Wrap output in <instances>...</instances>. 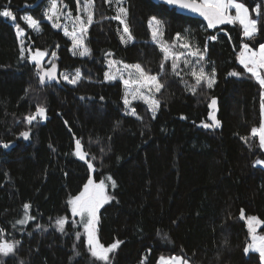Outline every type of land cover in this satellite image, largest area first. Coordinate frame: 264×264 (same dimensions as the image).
<instances>
[{
	"label": "trees",
	"instance_id": "16d2710c",
	"mask_svg": "<svg viewBox=\"0 0 264 264\" xmlns=\"http://www.w3.org/2000/svg\"><path fill=\"white\" fill-rule=\"evenodd\" d=\"M45 1L0 0V11L11 10L26 30L21 58L15 29L0 16V141L9 143L0 146V228L3 239L20 241L14 254L0 255V264H104L88 251L68 203L89 177L74 154L76 139L90 153L88 159L95 157L94 181L104 180L114 197L99 209L97 225L105 246L122 241L109 254L110 264H156L162 255L183 256L190 264H262L258 253L244 249L251 240L246 217L264 220V168L256 164L264 151L250 134L261 120L264 89L239 63L238 52L243 43L252 48L264 43V27L258 24L257 35L249 39L238 23L208 30L201 18L154 0H126L134 39L123 45L112 9L105 0H94L95 22L84 42L91 54L74 56L70 40L45 20ZM59 1L76 8V0ZM240 2L251 11L259 0ZM24 14L40 21L41 31L28 28ZM153 16L163 21L167 43L180 33L201 50L207 44L205 67L215 69L211 88L202 81L193 94L186 83L195 80L174 75L171 60L161 71L164 54L149 28ZM210 36L216 39L209 41ZM27 49L55 53L45 68L55 64L57 78L41 84L42 70L29 61ZM109 57L159 76L164 87L155 95L160 101L155 118L141 100L133 105L136 115L123 113L122 83L104 79ZM77 69L76 84L60 81V71ZM234 71L241 75L228 76ZM214 96L220 124L200 127ZM37 104L47 109L48 118L29 124L24 118ZM27 130L24 140L20 133ZM25 203L35 219L20 225L16 221L23 218ZM64 215L68 219L60 232L55 222ZM257 233L264 234V224Z\"/></svg>",
	"mask_w": 264,
	"mask_h": 264
},
{
	"label": "snow or ice",
	"instance_id": "6c2138e0",
	"mask_svg": "<svg viewBox=\"0 0 264 264\" xmlns=\"http://www.w3.org/2000/svg\"><path fill=\"white\" fill-rule=\"evenodd\" d=\"M106 3L112 4L113 0H105ZM114 2L119 6L117 8V14L111 19L117 20L123 25L121 40L122 42H131L134 37L132 36L127 17L128 9L123 7V0H114ZM162 3L168 5L178 6L182 9H187L192 12L198 13L207 21L208 28H216L217 25L224 24H236L238 23L242 26L243 36L246 38H253L257 35L258 24L264 27V0H259L255 4V7L249 9V7L240 2V0H161ZM64 7H67L66 5ZM94 0H76V11L77 15L73 16L71 11L64 13L66 17L72 21V30L69 31L67 26H64V34L69 36L73 43V49H79L80 56H88L91 54L90 49L86 47L84 41L89 27L95 22L94 21ZM235 11V14H232V11ZM84 13L80 15L79 13ZM61 11L58 5L57 0H51L50 8L44 13V16L47 20L52 21V26L55 28H61L62 25L57 22L60 19ZM253 15L255 18H253ZM0 16L11 18L13 21L16 20V17L13 15L11 10L5 9L0 11ZM22 19L26 22L27 26L34 31H41L40 24L41 22L34 19L30 15H25ZM149 28L151 29L152 40L159 44L161 51L164 54L163 62L161 63V71L164 70V62L171 60L172 61V72L174 75L179 76V62L183 60L185 65L192 64V61L188 59L189 56L197 57L196 64H199L200 67L196 70L193 67L190 75L195 79V84L188 86L189 90L195 94L197 88L201 85L202 81L207 83V86L211 88L215 83V69L213 68L211 73L205 71L203 66V61L205 60L207 53V44L203 50L199 47H196L195 50L189 51L187 55L184 52H175L173 51V45H168L166 42H163L164 35V26L163 21L157 19L155 16L151 17L149 20ZM17 35L22 36L24 34V29L20 27L19 24H16ZM118 31H120L118 29ZM186 32L188 30H185ZM181 34H176V40L181 39ZM209 41L215 40V36H210L207 38ZM21 58H24V53L26 49L23 47V41H21ZM184 49L192 48V45L189 43H184L180 45ZM31 52V49H27ZM47 53L37 49L34 53L31 54L30 59L36 63L37 67H41V60ZM76 54V51H73V55ZM55 56V53H52ZM110 55V53H109ZM239 63L243 65V68L247 73H250L261 85V88L264 89V44H260L258 49H253L250 47L249 43H243L238 56ZM117 63L116 61H109V67ZM56 65L52 64L49 69H42L38 73L39 82L44 84L46 80L55 79ZM124 68L128 71L129 79H123V76H120V79L123 80L125 85V95L123 98V103L126 107H130L132 100L142 99L146 104L149 105V108L152 112L153 118H155L156 112L160 107V101L155 98V93H159L164 87V84L160 82L158 75H150L147 73L140 64L128 65L125 64ZM119 71V69H117ZM232 76H240L239 72L229 73ZM63 79L70 84H76L81 79V72L79 69L76 70L75 74L71 77L69 75H63ZM106 80H116L117 76L111 74L110 72L105 73ZM131 96V100L128 98ZM217 104L216 98L211 99L210 108H215ZM261 120L259 126H254L251 129V135L253 137H258L259 146L264 148V91L261 92ZM47 109L40 104L36 105L34 113L29 114L24 119L27 123L31 124L37 119H46ZM131 115H136V111L132 108L129 112ZM210 119L213 121L212 124L205 123L203 126L205 128H210L219 125V121L216 120L214 112L209 113ZM142 119L141 117H137ZM20 136L24 139L29 138V132L24 131L20 133ZM242 139L247 142L246 137ZM0 146L3 148H8L9 143L0 141ZM103 151V150H102ZM74 154L79 157V159L84 160L87 163L89 169H94L92 160L95 159L94 156L91 159H88L90 153L83 150V145L80 139L75 140V152ZM256 164L264 165V160H257ZM111 181L113 187H115V181L112 180L111 176L107 178ZM106 183L104 180H100L98 183L95 182L91 177H89L88 182L84 184L83 189L74 197H72L68 203L71 206V213L73 216H79L80 222L83 224L84 234L86 236V244L88 246V251L91 253V256L96 260L104 262V264H110V253L114 252L119 245L122 243L120 240H116L114 243H111L105 246L100 242L97 235V225L99 222L98 211L101 206L107 203L109 200L114 199V197L109 196L106 192ZM31 205L25 203L23 205L24 216L22 219L16 221L17 224L24 225L30 220H34L35 217L30 216L28 210ZM241 218H245L244 210H241ZM67 217H60L56 220V227L60 232L65 231V224L67 223ZM247 225L249 229V235L251 236V242L245 247V253L250 250L259 252L262 264H264V235L257 234V227L264 224V220H260L256 216H248ZM15 227V225H13ZM37 228L42 227L37 224ZM5 230L0 228V255L8 256L9 254H14L17 246L20 241H9L2 238V234ZM80 233H76V239H80ZM164 238H167V235H164ZM74 249L76 245H73ZM79 255V253H76ZM21 264L23 262L21 261ZM158 264H190L189 260L183 256H160Z\"/></svg>",
	"mask_w": 264,
	"mask_h": 264
},
{
	"label": "rangeland",
	"instance_id": "374dc122",
	"mask_svg": "<svg viewBox=\"0 0 264 264\" xmlns=\"http://www.w3.org/2000/svg\"><path fill=\"white\" fill-rule=\"evenodd\" d=\"M57 2H58V5H59V7H60V11H61V15H60V19H59V21H57V22H59L61 25H62V27L61 28H55V27H53L54 29H56V30H60L63 34H64V26H67L68 27V29H69V31H71L72 30V21L71 20H69L67 17H66V15H64V13H67L68 11H71L72 12V14H73V16H75V15H77L78 13H77V11H76V8H75V10L74 11H72V10H70L69 8H68V6L65 4V3H62V2H60L59 0H57ZM50 3H51V0H46L45 1V3H44V5H43V13H45L46 11H48L49 10V8H50ZM108 4V6L112 9V12H113V16H115L116 14H117V8L119 7L115 2H114V0H113V3L112 4H109V3H107ZM67 6V7H64V6ZM122 6L123 7H125V8H127V2H126V0H123V4H122ZM80 15H84V13H79ZM25 15H29V14H24L22 17H24ZM112 16V17H113ZM45 17V16H44ZM6 18V17H5ZM7 20L13 25V27H14V29H15V32H16V36H17V40H18V43H19V46H20V50H21V41H23V47H24V42H25V34H26V30L24 29V34L22 35V36H18L17 35V29H16V22L15 21H13L11 18H7ZM45 20H47V18L45 17ZM51 25H52V21H49V20H47ZM116 22H117V24H118V29L120 30V31H118V34H119V37H121V33H122V29H123V25H121L120 24V22L119 21H117V20H115ZM25 22V21H24ZM29 28V27H28ZM31 29V28H30ZM33 32H37V31H34L33 29H31ZM65 35V34H64ZM66 36V35H65ZM69 40H70V47H69V49H70V52H71V54L73 55V51H76V54L74 55V56H80L79 55V49H73V43H72V40H71V38L69 37V36H66ZM181 39H179V40H176V35H175V37H174V40H173V42L172 43H167L165 40H164V38H162L163 39V42H166L168 45H173V51H175V52H177V53H179V52H184L185 53V55H187V53L189 52V51H192V50H195V48H196V46H194V43L188 38V37H186V36H184V35H181ZM120 40H121V38H120ZM85 42V41H84ZM121 42H122V40H121ZM154 43H156L155 41H153ZM129 43H131V42H127V43H125V42H122V44L123 45H127V44H129ZM184 43H189L190 45H192V48H190V49H184V48H182V47H180V45H182V44H184ZM157 44V43H156ZM262 44H264V43H262ZM158 46H159V44H157ZM259 46L260 45H258V48H259ZM25 48V47H24ZM159 48H160V46H159ZM160 50H161V48H160ZM35 51H32V52H30L29 54H28V59H29V61L30 62H34V61H32L31 59H30V56H31V54L32 53H34ZM163 53V52H162ZM26 54V51H25V53H24V55ZM55 58V56H53L52 54L50 55V56H44L43 58H42V60H41V67H37L39 70H42L43 68H45V66H47L53 59ZM188 59H190L191 61H192V64H190V65H185L184 64V62H183V60H181L180 62H179V69H178V71L180 72V75L181 76H183V75H189V76H191L190 75V73H191V71L193 70V67H195L196 68V70H198L199 69V67H200V65L199 64H196V60H197V57H191V56H189L188 57ZM109 61H116L117 63H115L114 65H112L111 66V68L109 67ZM35 63V62H34ZM203 63V66H204V69H205V71L206 72H208V73H211L210 71H209V69L208 68H206L205 67V62L203 61L202 62ZM36 64V63H35ZM125 64H128V63H124V62H122V61H119V60H117V59H115V58H113V57H109L108 59H107V61H106V70H105V73L106 72H110L111 74H114V75H116L117 76V79L116 80H119L121 83H122V87H123V95H122V101H123V98H124V95H125V85H124V83H123V80L122 79H120V76H123V79H129V76H128V71L129 70H126L125 68H124V65ZM128 65H133V64H128ZM117 69H119V71H117ZM75 72H76V70H64V71H60L59 72V79H60V81H62V82H64V83H68L67 81H65L64 79H63V75H69L70 77L72 76V75H74L75 74ZM192 77V76H191ZM193 78V77H192ZM104 79H105V75H104ZM194 79V78H193ZM195 80V79H194ZM105 81H109V80H106L105 79ZM111 81H113V80H111ZM68 84H70V83H68ZM186 86L188 87V84L186 83ZM155 95H156V93H155ZM130 100H131V96L129 95V97H128ZM139 100H141V101H143L144 102V100H142V99H137V100H132V103H131V105H130V107H126L125 105H124V111H123V113L125 114V115H131V114H129V112H130V110L132 109V108H134V103L136 102V101H139ZM145 103V102H144ZM124 104V103H123ZM148 105V104H147ZM148 107H149V105H148ZM149 110H150V108H149ZM150 112H151V110H150ZM151 114H152V112H151ZM98 183V182H97ZM106 192H107V194L109 195V193H108V190H107V188H108V185H107V183H106ZM72 198V197H71ZM70 211H71V206H70ZM72 214V213H71ZM74 218H75V222H76V224H78L81 228H82V231H83V233H84V228H83V224L80 222V217L79 216H73ZM30 221H32V220H30ZM30 221H28V222H30ZM27 222V223H28ZM258 234V233H257ZM259 235H264L263 233H259ZM250 243V242H249Z\"/></svg>",
	"mask_w": 264,
	"mask_h": 264
},
{
	"label": "water",
	"instance_id": "95a60500",
	"mask_svg": "<svg viewBox=\"0 0 264 264\" xmlns=\"http://www.w3.org/2000/svg\"><path fill=\"white\" fill-rule=\"evenodd\" d=\"M40 1H41V0H40ZM154 1L159 2V3H162L161 0H154ZM162 4L168 6V7L171 8V9H175V11L178 12V13H182V14H190V15H192V16H194V17L201 18L202 20L205 21V23H206V25H207V21L204 19V17H202V16L199 15L198 13L192 12V11L187 10V9H182V8H180V7H178V6L168 5V4H166V3H162ZM224 25H227V24H224ZM228 25H233V24H228ZM221 26H223V25H217V27H221ZM217 27H216V28H217ZM207 28H208V27H207ZM213 29H215V28H208V30H213ZM43 69H47V68H43ZM228 76H230V75L228 74ZM235 77L238 78L239 76H235ZM56 78H57V75L55 76V79H56ZM53 80H54V79H53ZM58 84H59V83H58ZM212 98H216V100H217V104H216V107H215L214 109L209 107V105L211 104V99H212ZM212 98L210 99L209 104H208L207 121H206V122H203V123H200V124H199L200 127L205 128V127L203 126L205 123H207V124H212V123H213V121H212V120L210 119V117H209V113H210V112H214L215 117H216V120H218V121L220 122V120L218 119V111H219L218 98H217L216 96H214V97H212ZM46 116H47V115H46ZM47 118H48V116H47ZM42 120H45V119H42ZM219 124H220V123H219ZM217 126H218V125H217ZM214 127H216V126H214ZM211 128H212V127L208 128V129H211ZM28 132H29V131H28ZM29 135H30V132H29ZM20 137H21V136H20ZM21 138H22V137H21ZM28 139H29V138H28ZM28 139H24V140H28ZM80 160H81V159H80ZM81 161H83V162L86 164V166H87V163H86L84 160H81ZM87 168H88V166H87ZM88 176L91 177V178L94 180L92 169H89V168H88ZM89 177H88V179H89Z\"/></svg>",
	"mask_w": 264,
	"mask_h": 264
},
{
	"label": "crops",
	"instance_id": "0c3cea01",
	"mask_svg": "<svg viewBox=\"0 0 264 264\" xmlns=\"http://www.w3.org/2000/svg\"><path fill=\"white\" fill-rule=\"evenodd\" d=\"M233 13V15L235 14V11L233 10L232 11ZM242 27V26H241ZM242 31H243V29H242ZM253 49H258V46L256 47V48H253ZM239 52H240V50H239ZM239 52H238V56H239ZM262 150L264 151V148H262ZM259 160H262V159H259ZM257 165H259V164H257ZM259 166H261V167H263L264 168V165H259ZM259 235V234H258ZM250 242H251V240H250ZM251 252H256V253H258L259 254V252H257V251H254V250H250ZM175 256H178V255H175ZM260 256V255H259ZM261 259V258H260ZM158 260H159V258H158ZM158 260H157V263L156 264H158ZM262 262V261H261Z\"/></svg>",
	"mask_w": 264,
	"mask_h": 264
},
{
	"label": "bare ground",
	"instance_id": "6f19581e",
	"mask_svg": "<svg viewBox=\"0 0 264 264\" xmlns=\"http://www.w3.org/2000/svg\"><path fill=\"white\" fill-rule=\"evenodd\" d=\"M39 71H41V70H39ZM82 96V95H81ZM88 101V100H87ZM90 102V101H89ZM90 104V103H89ZM87 106V105H86ZM28 116V115H27ZM37 121V120H36ZM35 121V122H36ZM27 124V123H26ZM38 124V123H37ZM27 126V125H26ZM27 131H29V130H27ZM30 132V131H29ZM30 136V135H29ZM12 141V140H11ZM64 217H65V215H64ZM51 228V227H50ZM46 229H47V227H46Z\"/></svg>",
	"mask_w": 264,
	"mask_h": 264
}]
</instances>
